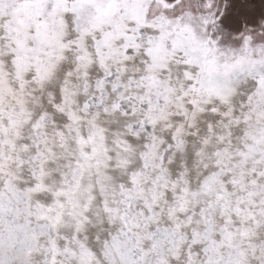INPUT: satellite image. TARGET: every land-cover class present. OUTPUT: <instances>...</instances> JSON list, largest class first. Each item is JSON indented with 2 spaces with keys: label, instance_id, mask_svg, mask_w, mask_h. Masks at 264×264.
I'll return each mask as SVG.
<instances>
[{
  "label": "snow or ice",
  "instance_id": "1",
  "mask_svg": "<svg viewBox=\"0 0 264 264\" xmlns=\"http://www.w3.org/2000/svg\"><path fill=\"white\" fill-rule=\"evenodd\" d=\"M0 264H264V0H0Z\"/></svg>",
  "mask_w": 264,
  "mask_h": 264
},
{
  "label": "rangeland",
  "instance_id": "2",
  "mask_svg": "<svg viewBox=\"0 0 264 264\" xmlns=\"http://www.w3.org/2000/svg\"><path fill=\"white\" fill-rule=\"evenodd\" d=\"M256 7H257V9H259V7H260V4L257 2V5H256Z\"/></svg>",
  "mask_w": 264,
  "mask_h": 264
}]
</instances>
